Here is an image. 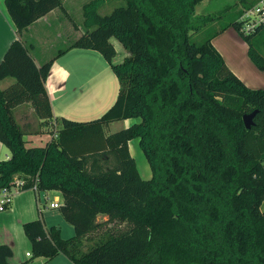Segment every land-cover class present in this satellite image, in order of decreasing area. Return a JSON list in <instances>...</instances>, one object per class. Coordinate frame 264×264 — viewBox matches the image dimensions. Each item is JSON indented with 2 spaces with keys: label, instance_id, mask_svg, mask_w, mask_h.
<instances>
[{
  "label": "trees",
  "instance_id": "obj_1",
  "mask_svg": "<svg viewBox=\"0 0 264 264\" xmlns=\"http://www.w3.org/2000/svg\"><path fill=\"white\" fill-rule=\"evenodd\" d=\"M100 15L102 0L81 8L84 32L70 49L97 52L118 83L113 104L98 118L59 119L41 147H25L12 111L28 104L37 120H51L44 82L53 59L35 66L21 35L59 0H4L16 38L0 60V193L14 178L20 189L58 191L59 213L73 231L67 239L39 219L22 225L30 258L62 255L72 264H264V91L246 88L210 45L189 41L202 0H121ZM227 10L224 9L218 17ZM205 18L201 23L218 18ZM257 69L255 48L264 28L243 35ZM223 30V27L219 31ZM126 51L118 64L110 42ZM256 111L245 130L241 117ZM135 120L108 136L103 127ZM136 139L150 171L139 177L127 142ZM98 216L105 217L97 221ZM111 222L127 228L82 250L81 239ZM11 250L0 245V264Z\"/></svg>",
  "mask_w": 264,
  "mask_h": 264
},
{
  "label": "crops",
  "instance_id": "obj_2",
  "mask_svg": "<svg viewBox=\"0 0 264 264\" xmlns=\"http://www.w3.org/2000/svg\"><path fill=\"white\" fill-rule=\"evenodd\" d=\"M3 1L0 0V60L9 44L16 38L14 26L5 11ZM59 1V7L51 10L32 23L20 37L21 42L28 47L29 55L36 67L53 59L44 82L52 115L51 120L47 122L53 125L57 120L63 118V115L65 116V108L68 106L66 103L69 100L68 93L80 92V90L84 89L81 83H74L69 86L67 82L70 76L74 74L72 61H75L81 54L73 52L87 51L70 49L57 58H53L57 51L63 50L74 39L83 34L81 8L89 0L87 2L85 0ZM226 14L224 15L226 16ZM215 17H218V15ZM221 18L223 17L220 16L214 19L210 24L215 25L220 23L222 21ZM236 20L230 19L223 26V30H218L217 34L210 38V45L219 55L230 73L246 88L264 91V68L259 70L253 65L247 55L248 47L246 43L231 26H228L229 23ZM263 33L264 28L259 31L257 38ZM255 48L259 55L264 58V40L263 43L259 40L256 41ZM64 58L66 59L60 62ZM8 79L10 78H5L0 81V90L6 88L13 82L12 79L11 81H8ZM54 104L59 105L57 110L54 109ZM77 104L80 105V101L76 102L75 105ZM12 115L16 124L18 125L19 122L21 124L18 126L23 131L22 140L25 147H41L50 140L51 136L49 137L42 133V131L41 133L33 131L34 126L42 122L33 117L32 109L28 105L21 104L15 107ZM57 115L61 116L58 118L56 117ZM133 122L136 121L122 120L110 123L103 127V134L108 136L116 132L119 128L121 130L129 127ZM127 151L135 162L139 177L143 180L149 179L150 171L145 159L140 167L136 164V155H141L144 158L139 150L136 139L127 142ZM8 158L9 152L0 144V161L7 160ZM10 191L13 195L9 208L0 212V245H6L11 250V257L7 259V263L50 264L51 262H55L54 264H72L62 255H57L46 262L44 258L38 257L36 258L38 261L35 263H27V259L30 256H25V253H29V243L23 234L22 225L24 223L39 219L45 231L50 227H57L59 236L61 237L63 224L65 223L59 213V206L62 203L61 194L58 191H38L32 188H19L16 190L12 187ZM53 202L57 204V208L49 207V204ZM55 211L56 213H54ZM98 217H101L103 221L105 220L103 216Z\"/></svg>",
  "mask_w": 264,
  "mask_h": 264
},
{
  "label": "rangeland",
  "instance_id": "obj_3",
  "mask_svg": "<svg viewBox=\"0 0 264 264\" xmlns=\"http://www.w3.org/2000/svg\"><path fill=\"white\" fill-rule=\"evenodd\" d=\"M87 1L88 0H85V2ZM260 1L261 0H202V2L194 8L193 14L198 18V22L196 23L197 29L194 32H189V41L195 45L201 44L209 38L210 35L217 32L229 22L230 19H238L244 11L254 9ZM122 4L123 2L121 0H102V6L98 12L100 15H105ZM224 9H226L228 13L227 11L222 13L223 18H221L222 21L220 23L215 25H211L210 22L204 25L201 23L205 18H214V16L220 14ZM224 14H226V16ZM110 42L115 51L111 63L118 64L127 56V53L115 39L111 38ZM73 53L81 54L75 61H72L74 74L70 76L67 84L71 86V84L74 83H81L84 89L80 90V92L68 93L67 96L69 100L66 103L68 106L65 108V116L63 115L62 117L67 120L83 122L100 117L113 104L118 91V83L109 65L97 52L87 50ZM66 58L62 59L60 62H63ZM75 73L77 74L75 75ZM79 73L81 74L79 75ZM8 81H11V79H8ZM78 101H80V105H75ZM53 106L55 110L59 107L57 104ZM60 116L61 115H57L56 117L59 118ZM55 124L42 122L35 125L33 131H37L38 133L42 131V133L50 137L54 134L53 131L59 128V120H57ZM18 125H21L20 122ZM119 130L120 128L116 130V132ZM143 161L144 158H142L141 155H136V164L138 167L141 166ZM56 211L54 213H56ZM97 221H102L101 217H97ZM126 228V224L118 222H111L103 225L81 239L82 250H85L105 235L117 234L124 231ZM72 235V228L67 223H64L61 237L67 239ZM37 261L36 258L27 259V263H35ZM54 263L55 262H51L50 264Z\"/></svg>",
  "mask_w": 264,
  "mask_h": 264
},
{
  "label": "built area",
  "instance_id": "obj_4",
  "mask_svg": "<svg viewBox=\"0 0 264 264\" xmlns=\"http://www.w3.org/2000/svg\"><path fill=\"white\" fill-rule=\"evenodd\" d=\"M236 22L239 24V31L243 35L254 33L258 27L264 25V0H261L254 9L244 11L236 20ZM54 136L55 135H53V137ZM22 185V180L14 178L11 183V188L14 187L17 190L21 188ZM10 189H4L0 193V212H3L9 208L13 195ZM32 189H35V187L32 186ZM49 207L57 208L58 206L53 202L49 204ZM25 256L29 257L30 255L29 253H25Z\"/></svg>",
  "mask_w": 264,
  "mask_h": 264
},
{
  "label": "water",
  "instance_id": "obj_5",
  "mask_svg": "<svg viewBox=\"0 0 264 264\" xmlns=\"http://www.w3.org/2000/svg\"><path fill=\"white\" fill-rule=\"evenodd\" d=\"M255 114H256V111H252L249 114L242 115L241 121H242V125L245 130H249L253 126L252 119Z\"/></svg>",
  "mask_w": 264,
  "mask_h": 264
}]
</instances>
